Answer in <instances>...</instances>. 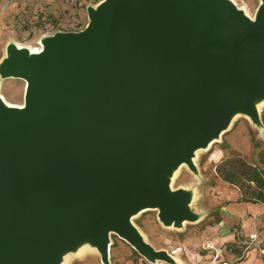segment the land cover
Instances as JSON below:
<instances>
[{
  "label": "water",
  "instance_id": "95a60500",
  "mask_svg": "<svg viewBox=\"0 0 264 264\" xmlns=\"http://www.w3.org/2000/svg\"><path fill=\"white\" fill-rule=\"evenodd\" d=\"M236 9L229 0H104L84 29L44 36L32 58L8 45L0 73L26 89L24 107L0 102V264H58L83 235L105 263L111 232L149 260L167 258L128 213L193 220L189 193L171 190L168 170L192 168L193 150L230 112L258 122L264 0L254 22Z\"/></svg>",
  "mask_w": 264,
  "mask_h": 264
},
{
  "label": "rangeland",
  "instance_id": "374dc122",
  "mask_svg": "<svg viewBox=\"0 0 264 264\" xmlns=\"http://www.w3.org/2000/svg\"><path fill=\"white\" fill-rule=\"evenodd\" d=\"M104 0H0V65L9 44L40 48L39 39L58 32H78L89 22V9ZM255 17L261 0H229ZM25 82L2 77L0 96L22 105ZM254 105L258 122L237 112L230 125L207 147L192 156L191 168L182 162L171 167V190L189 193L193 220L180 226L166 224L157 209H145L130 216L132 227L166 259L149 260L116 233L109 234L107 261L85 235V246L66 256L64 264H264V204L239 202L236 187L220 180L215 172L222 159L240 154L264 171V95Z\"/></svg>",
  "mask_w": 264,
  "mask_h": 264
},
{
  "label": "trees",
  "instance_id": "16d2710c",
  "mask_svg": "<svg viewBox=\"0 0 264 264\" xmlns=\"http://www.w3.org/2000/svg\"><path fill=\"white\" fill-rule=\"evenodd\" d=\"M217 177L234 186L239 192V202L264 204V171L234 153L215 166Z\"/></svg>",
  "mask_w": 264,
  "mask_h": 264
},
{
  "label": "bare ground",
  "instance_id": "6f19581e",
  "mask_svg": "<svg viewBox=\"0 0 264 264\" xmlns=\"http://www.w3.org/2000/svg\"><path fill=\"white\" fill-rule=\"evenodd\" d=\"M236 11H238L240 13V15L242 16V18L244 20L252 21V22L255 21V17L251 18L249 15L246 14V12L243 9H236ZM44 43H45V37H41L39 39L40 48H30V47H27V46H20V45H18L16 43H11L9 45V48H12L15 51H19V52L24 53L28 58H32L35 55L40 54V53H42L44 51ZM7 56H8V53L5 54L4 60H6ZM24 82H25V80H24ZM25 89H26V82H25ZM25 89H24V93H25ZM0 102L2 103V105L5 108H16V109H19V108L24 107V105H25L24 104V100H23L22 105H13V104L7 103L1 96H0ZM235 102H237L236 96L231 97V99L228 101L229 104L230 103L235 104ZM234 116H235V114L232 111V112L229 113V115H227V117L224 118V120L222 122V125H221L220 129H218L216 135L219 136L221 134V132L224 131L230 125V123L233 120ZM216 135H212L203 145H200V146L196 147L193 150V152H195L198 149L207 147L215 139ZM169 187H170V182H169ZM183 196L184 197H183V200H182V205L185 206V205H187V201H186V196L185 195H183ZM188 199H189V196H188ZM145 209L146 208L143 207V208L137 209L136 211L140 212V211H143ZM132 214L128 213L129 216H131ZM185 220L186 219H181L179 221V224L184 223ZM83 246H85L83 241H78L77 243L74 244V246L71 248V250L70 249H64L63 251H61L60 259L58 261V264H64L65 258H66V256L68 254H70L71 252L72 253H78L79 251H81L83 249Z\"/></svg>",
  "mask_w": 264,
  "mask_h": 264
}]
</instances>
